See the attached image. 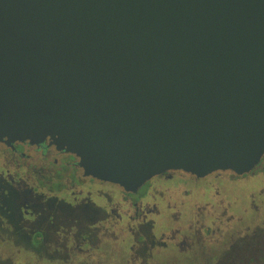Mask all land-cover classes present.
Here are the masks:
<instances>
[{"label":"water","instance_id":"95a60500","mask_svg":"<svg viewBox=\"0 0 264 264\" xmlns=\"http://www.w3.org/2000/svg\"><path fill=\"white\" fill-rule=\"evenodd\" d=\"M0 139L134 189L264 155V0H0Z\"/></svg>","mask_w":264,"mask_h":264},{"label":"flooded vegetation","instance_id":"af4514ba","mask_svg":"<svg viewBox=\"0 0 264 264\" xmlns=\"http://www.w3.org/2000/svg\"><path fill=\"white\" fill-rule=\"evenodd\" d=\"M263 206L264 155L244 174L171 170L126 189L49 139H0L1 262L8 248L36 264H110V249L126 264H176L204 242H263Z\"/></svg>","mask_w":264,"mask_h":264},{"label":"rangeland","instance_id":"374dc122","mask_svg":"<svg viewBox=\"0 0 264 264\" xmlns=\"http://www.w3.org/2000/svg\"><path fill=\"white\" fill-rule=\"evenodd\" d=\"M261 213L260 222L264 223V206ZM203 244L206 246H203ZM203 244L187 254L188 257L186 255L180 256L176 264H264V241L204 242ZM7 249L6 251L1 250V254L3 257L10 258L12 264H36L31 255L22 254L19 256L20 253L16 249ZM107 251L111 256L110 264H126L124 262L125 253L111 251L110 249ZM0 264L10 263L0 261Z\"/></svg>","mask_w":264,"mask_h":264}]
</instances>
